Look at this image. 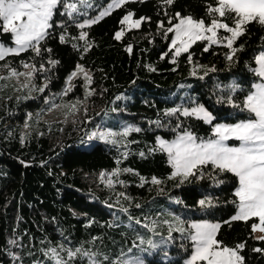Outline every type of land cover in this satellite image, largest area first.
<instances>
[{
  "label": "trees",
  "instance_id": "16d2710c",
  "mask_svg": "<svg viewBox=\"0 0 264 264\" xmlns=\"http://www.w3.org/2000/svg\"><path fill=\"white\" fill-rule=\"evenodd\" d=\"M110 1L66 0L76 3L78 11L69 16L58 9L49 35L38 45L39 54L29 49L0 60V264H56L49 254L53 248L68 264H87L82 256L69 260L68 249L94 253L103 264L136 258L143 264H184L192 242L170 225L200 219L220 223L217 240L223 246L245 244L243 264H264V240L252 231L257 219H231L238 211V178L207 165L183 183L180 177L169 179L173 169L156 145L159 136L173 138L186 131L199 139L210 137L212 124L182 114L198 104L215 122L248 118L232 103L242 105L254 90L264 26H245L232 60L227 59L232 49L206 41L176 57L170 48L172 33L165 35L169 19L180 13L210 23L207 9L218 6L217 0H173L171 5L128 0L97 23L78 27ZM129 12L149 19L116 40ZM81 32L87 33V51ZM0 40L12 43V36L0 32ZM25 63L34 66L35 80L46 83L37 99H21L18 84L3 77L21 71ZM79 64L90 71L91 83L78 78L67 89ZM44 95L56 99L48 101ZM69 101L76 109L66 119L46 117L54 106ZM173 109L181 111L166 114ZM98 126L116 133V142L90 145L89 135ZM129 127L140 131L119 135ZM153 178L161 183L153 184ZM201 199L214 206L201 207ZM166 251L169 261L162 260Z\"/></svg>",
  "mask_w": 264,
  "mask_h": 264
},
{
  "label": "snow or ice",
  "instance_id": "6c2138e0",
  "mask_svg": "<svg viewBox=\"0 0 264 264\" xmlns=\"http://www.w3.org/2000/svg\"><path fill=\"white\" fill-rule=\"evenodd\" d=\"M127 2L128 0H113L107 9L99 13L98 18L108 15L111 8H118ZM163 2L171 5L173 0H163ZM217 4L216 7L208 6L207 14L211 17L208 25L205 24L203 18L195 19L191 15L182 17L180 13H176L169 19V27L165 29V35L174 33L171 46L175 49L176 57L183 52H188L190 46L196 41H208L209 46L226 41V46L232 49V54H229L227 59L232 60L237 51L233 44L244 34L245 26L252 22L264 26V0H217ZM60 7H63L64 14L69 16L78 11L76 3H67L66 0H0V32L10 33L14 45L5 47L0 43V60L9 54L18 55L29 49L39 54L38 45L49 35V30L53 27V16ZM98 18L80 23L78 27L84 29L97 23ZM146 19L149 18L141 17L134 20L133 13L129 12L120 23L133 29L139 28ZM172 19H176L178 22L172 24ZM226 20H231V25L225 22ZM159 27L164 28L163 22L159 24ZM220 29L231 35L217 38V32ZM123 35L124 30L121 29L116 32L115 39L120 40ZM86 37L87 33L81 32L79 39L85 40L84 51L90 47ZM60 41L65 42L63 35L60 36ZM204 50L207 51V47ZM47 51L51 50L47 49ZM127 51L131 52V47ZM255 60L259 65L256 75L264 78V52L256 56ZM49 63L55 65L57 62L49 61ZM23 66L30 67L27 63ZM79 71L83 72L84 70L80 68ZM12 75H17V73L13 70ZM20 75H24V73H20ZM28 75L30 76L31 73ZM84 79L91 82V77L86 72ZM236 88L237 86L233 85L231 91L235 92ZM253 88L254 90L247 94L242 105L232 103V107L248 114L247 119L231 125H215V138L207 140L199 139L191 132H184L172 141L160 139L158 150L167 154L173 169L169 179L180 177V183H183L189 176L197 175L207 165H211L221 173L228 172L238 178V186L234 192L235 197L238 198L234 201L238 211L231 219L247 221L252 217H258L259 224L252 225V231L255 232L260 225H264V83H256ZM64 94H67V90ZM179 111L181 109H173L166 114L174 115ZM182 114L195 116L206 123H212L214 119L210 112L199 105L190 110L183 109ZM132 131L139 132L140 129L129 127L119 135L127 136ZM115 135L117 134L112 132H99L93 133L90 139L97 138L115 143V140H109ZM229 140L239 143L236 146H230L227 143ZM118 174V172L113 173V175ZM200 174L202 177V173ZM107 183L111 185L112 180L109 179ZM152 183L160 184L161 181L153 178ZM199 204L201 207L214 206L211 200L204 199H201ZM220 227L219 223L207 221L193 222L189 225L188 239L192 242L193 252L188 264H243L244 257L240 255V251L245 247V244L239 243L234 248L223 246L222 241L216 238ZM178 230L185 231L183 227ZM260 230L264 231V228ZM259 239H264V237ZM253 251L260 252L262 250L256 248ZM49 254L56 259V264H68V261L59 257L55 248L51 249ZM67 255L69 260L82 256L87 258V264H103L96 258V254L80 249L75 251L68 249ZM117 264H143V261L139 258L135 260L119 259Z\"/></svg>",
  "mask_w": 264,
  "mask_h": 264
},
{
  "label": "rangeland",
  "instance_id": "374dc122",
  "mask_svg": "<svg viewBox=\"0 0 264 264\" xmlns=\"http://www.w3.org/2000/svg\"><path fill=\"white\" fill-rule=\"evenodd\" d=\"M113 3V0H111L108 4H106L104 7H102L101 8V10L99 11V13L100 12H102V11H104L105 9H107L111 4ZM115 9V7H113V8H111V10H110V12L109 13H111L113 10ZM99 13L94 17V18H98L99 17ZM107 16V15H106ZM105 16H103V18H104ZM182 17H185V16H182ZM100 19H102V18H98V20H100ZM133 19L134 20H136V19H138V18H136V17H134V15H133ZM86 21H88V20H86ZM85 22V21H84ZM83 22V23H84ZM178 21H176V23H177ZM225 22H227V23H229L230 25H231V20H226ZM142 24V23H141ZM205 24L206 25H208L209 23H207L206 21H205ZM141 26V25H140ZM123 30H124V32H125V30H128L129 28L127 27V25H123V28H122ZM133 29H135V28H133ZM119 31H121V29L119 30ZM118 32V31H117ZM210 35V34H209ZM231 34L230 33H227L225 30H223V29H220V30H218V32H217V38H219V37H223V36H230ZM174 38V33H172V37H171V40ZM197 42V41H196ZM195 42V43H196ZM207 43H208V45H209V42L208 41H206ZM0 43H2L5 47H12V46H14L13 45V42L12 43H5V42H3V41H1L0 40ZM235 43V42H234ZM193 45V44H192ZM191 45V46H192ZM212 45H215V44H212ZM216 45H226V41L225 42H223V43H217ZM191 46H190V48H191ZM233 47H234V44H233ZM170 48L173 50V54H174V52H175V49H173L172 48V46H171V41H170ZM190 48H189V50H190ZM188 50V51H189ZM261 52H264V50L263 51H261ZM260 52V53H261ZM183 53H185V52H183ZM259 53V54H260ZM182 54V53H181ZM258 54V55H259ZM257 55V56H258ZM175 56V55H174ZM80 68H83V72H81V71H79V69ZM259 69V65L257 64V68H256V70H258ZM16 73H17V75H12V72H9V73H7V74H5L3 77L6 79V80H9V81H15L17 84H18V86H19V88H20V95H21V99H24V100H28V99H37L43 92H44V90H45V86H46V83L45 82H42V83H39L37 80H35V73H34V71H33V68L30 66V67H28V68H24V69H22L21 71H15ZM87 73L90 77H91V73H90V71L87 69V68H85V67H83L81 64H79L78 66H77V68L73 71V73H76V75H73V73L69 76V78L67 79V89H70L71 90V88L73 87V85H74V82L78 79V78H82L83 79V81L85 82V83H87V84H90L88 81H86L85 79H84V73ZM20 73H24V75H20ZM29 73H31V75L29 76L28 74ZM1 74L2 73H0V84L2 83V77H1ZM256 83H264V78H261V77H259L258 76V80L255 82V84ZM42 89V90H41ZM24 91V92H22V91ZM21 92H22V94H21ZM43 98H45V99H47L48 101H54L55 99H56V95H52L51 97H49L48 95H44V97ZM43 104V103H42ZM199 106H203L208 112H210L204 105H202V104H198ZM198 105H196V106H198ZM74 106V107H73ZM196 106H194V107H196ZM76 107V105H75V103H72V101H69V103L68 104H64V103H60V104H58L57 106H54V108H53V106H51L50 108H53V109H51L50 110V112H48V114L46 115V117L47 118H49V119H53V118H62V119H66L67 118V115L70 113V112H73V111H75V108ZM194 107H192V108H194ZM191 109V108H190ZM189 109V110H190ZM35 110H37V109H35ZM38 111V110H37ZM34 111H30L29 110V113H33ZM211 113V112H210ZM63 114H65V115H63ZM211 115L213 116V114L211 113ZM214 117V116H213ZM70 119V118H69ZM208 124H212L213 125V130H212V135L210 136V137H208V138H204V139H202V140H207V139H209V138H215L214 137V126L215 125H218V124H225V125H231V124H235V123H227V122H215V117H214V119H213V121H212V123H208ZM93 133H99V132H112V131H110V130H105V129H103V127L102 126H98L97 128H95V129H93V131H92ZM186 132H188V131H186ZM92 133V134H93ZM113 133V132H112ZM184 132H182V133H179L178 135H182ZM193 134V133H192ZM177 135V136H178ZM194 135V134H193ZM90 137L92 136V135H89ZM177 136H175V137H173V138H165V137H162V136H159V137H157V140H156V145H157V147L159 148V143H158V141L160 140V139H163V140H166V141H172V140H174V139H176V137ZM195 136V135H194ZM115 139V136L114 137H110L109 138V140H114ZM97 140H100V139H97V138H91L90 139V145L92 144V143H94L95 141H97ZM227 143L230 145V146H236V145H238V143L239 142H237V141H233V140H229V141H227ZM175 202H176V200L175 199H173ZM237 214V213H236ZM235 214V215H236ZM180 218V217H179ZM252 218H255V219H257V221L255 222V224H259V218L258 217H252ZM251 219V218H250ZM202 221H207V222H209V223H218V222H215V221H213V220H209V219H200V220H189V221H187V222H185L184 220H177L176 222H174L175 224H173V223H171V225H170V227L172 228V229H176V230H178L179 228H181V227H183L184 229H185V231L184 232H182V233H184L185 235H189V232H188V228H189V225L191 224V223H193V222H202ZM220 224V223H219ZM261 228H264V225H260L258 228H257V230L254 232V235H255V237L257 238V239H259L260 237H264V231H261L260 229ZM179 231V230H178ZM217 238V237H216ZM190 240V239H189ZM259 240H264V239H259ZM162 241H164V239H162ZM161 241V242H162ZM191 241V240H190ZM153 246H155V250L158 248V246H157V244L155 243V244H153ZM190 258H191V256L188 258V259H186L185 260V262H184V264H188V261L190 260ZM172 259V256L168 253V251H166L164 254H163V256H162V260L163 261H169V260H171Z\"/></svg>",
  "mask_w": 264,
  "mask_h": 264
}]
</instances>
